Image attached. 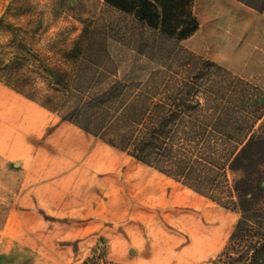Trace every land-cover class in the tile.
I'll return each instance as SVG.
<instances>
[{
	"label": "rangeland",
	"instance_id": "obj_1",
	"mask_svg": "<svg viewBox=\"0 0 264 264\" xmlns=\"http://www.w3.org/2000/svg\"><path fill=\"white\" fill-rule=\"evenodd\" d=\"M74 1L0 0L2 62L24 31L39 48L62 30L71 42ZM193 4L185 46L264 89V13L236 0ZM110 48L116 69L152 67ZM239 216L0 80V264H214Z\"/></svg>",
	"mask_w": 264,
	"mask_h": 264
},
{
	"label": "trees",
	"instance_id": "obj_2",
	"mask_svg": "<svg viewBox=\"0 0 264 264\" xmlns=\"http://www.w3.org/2000/svg\"><path fill=\"white\" fill-rule=\"evenodd\" d=\"M236 1L264 13V0ZM193 5L76 0L69 9L81 26L71 42L62 30L39 48L24 31L15 55L0 59V80L87 134L237 208L229 245L214 264H264V197L258 195L264 192V89L185 46L197 27ZM112 43L151 69H116Z\"/></svg>",
	"mask_w": 264,
	"mask_h": 264
},
{
	"label": "crops",
	"instance_id": "obj_3",
	"mask_svg": "<svg viewBox=\"0 0 264 264\" xmlns=\"http://www.w3.org/2000/svg\"><path fill=\"white\" fill-rule=\"evenodd\" d=\"M73 124V123H72ZM74 125V124H73ZM76 126V125H75ZM76 127H78V126H76ZM79 128V127H78ZM79 129H81V128H79ZM82 130V129H81ZM84 133H86L87 134V132H85L84 130H82ZM87 135H91L90 133H88ZM91 136H93V135H91ZM93 137H96V136H93ZM97 139H99V137H96ZM99 140H101V139H99ZM102 141V140H101ZM102 142H104V141H102ZM104 143H106V142H104ZM107 144V143H106ZM107 145H109V144H107ZM110 147H113V146H111V145H109ZM114 148V147H113ZM116 149V148H115ZM118 150V149H117Z\"/></svg>",
	"mask_w": 264,
	"mask_h": 264
}]
</instances>
